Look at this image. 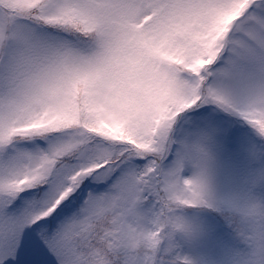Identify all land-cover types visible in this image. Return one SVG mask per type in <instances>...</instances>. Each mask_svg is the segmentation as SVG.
Masks as SVG:
<instances>
[{
    "label": "snow or ice",
    "instance_id": "snow-or-ice-1",
    "mask_svg": "<svg viewBox=\"0 0 264 264\" xmlns=\"http://www.w3.org/2000/svg\"><path fill=\"white\" fill-rule=\"evenodd\" d=\"M0 264H264V0H0Z\"/></svg>",
    "mask_w": 264,
    "mask_h": 264
}]
</instances>
